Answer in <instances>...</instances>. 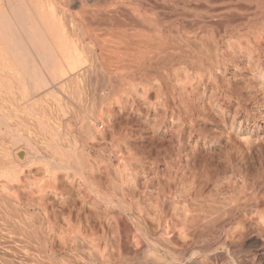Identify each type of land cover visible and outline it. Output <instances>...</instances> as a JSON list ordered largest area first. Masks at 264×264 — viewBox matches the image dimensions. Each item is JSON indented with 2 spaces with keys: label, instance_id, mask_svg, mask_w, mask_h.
Listing matches in <instances>:
<instances>
[{
  "label": "rangeland",
  "instance_id": "1",
  "mask_svg": "<svg viewBox=\"0 0 264 264\" xmlns=\"http://www.w3.org/2000/svg\"><path fill=\"white\" fill-rule=\"evenodd\" d=\"M6 1L0 9L10 12L20 2ZM235 1L53 0L69 36L84 26L83 39L111 58L95 72L89 64L73 101L60 83L34 109L18 89L3 92L0 106L14 110L4 106L11 130L0 129V152L30 143L49 155L61 141L94 171V189L60 169L50 180L41 161L18 180L0 178V243H188L209 250L211 264H264V2ZM220 197L234 205L222 207Z\"/></svg>",
  "mask_w": 264,
  "mask_h": 264
},
{
  "label": "bare ground",
  "instance_id": "2",
  "mask_svg": "<svg viewBox=\"0 0 264 264\" xmlns=\"http://www.w3.org/2000/svg\"><path fill=\"white\" fill-rule=\"evenodd\" d=\"M197 1H199V0H197ZM236 1L234 3H236ZM262 1L264 2V0H262ZM11 2H13V1H11ZM253 2L255 3L256 1H253ZM237 3H239V2L237 1ZM241 3H243V2H241ZM254 3H253V5H254ZM13 4H15V3L13 2ZM187 4H188V2H187ZM245 4H246V0L244 2V5ZM0 5H1V3H0ZM11 5H12V3H11ZM240 5L241 4H239V6ZM247 5H249V4H246L245 6H247ZM257 6H256V8H258ZM199 7H201V6H199ZM250 7H253V10L255 9L254 6L250 5ZM201 8H203V7H201ZM226 8H229V7H226ZM227 10H229V9H227ZM258 10H259V8H258ZM260 10L262 11V9H260ZM174 11H177V10L175 9ZM200 11L201 10H199L197 12L199 13ZM230 11H231V9H230ZM224 13H226V12H224ZM233 13H235V12H233ZM259 13H262V12H259ZM179 14H180V12H179ZM253 14L254 13L252 12L251 15L253 16ZM255 14H254V16H255ZM138 15L140 16V14H138ZM218 15L220 16V14H218ZM242 15H244V14L242 13ZM219 16H218V18H219ZM232 16H233V14H232ZM58 17L59 16L57 15V11H56L55 4H54L53 0H20L18 5L13 6L11 12L9 10H7L6 8L1 7V9H0V34H1L0 39L2 41L0 40V96L3 92L12 93L13 95H15V89H18L19 90V96L21 98H23L26 103H27V101L32 102V105H30V107H32L35 104L37 105L39 100H43L45 98V97L39 98L38 95H41L43 93H45V94L48 93L49 91H51V89L53 87H55L56 85H58V83H60V87H61L60 89H62V90L64 89L63 91H65L69 95V97L72 96L71 97V100H72L73 97L76 98L77 96H79V93H80L79 88L83 89V87H80V86H82V83H83L82 81L85 80L84 77H86V78L89 77V75L86 74V72H89V70L91 69V67L88 68V66H90L89 64L90 63L92 64V70H93V66L95 67L98 63H99L98 66L102 65L104 58H106L104 56L110 55L108 57L111 58V54H109V53L108 54L107 53L102 54L101 53L102 51L100 52L98 50V48H97L98 44L96 45V43L94 41H92L93 39L91 41L90 40L86 41L83 39L84 34H86V30H85L84 26H78V25L75 26L74 25L75 28L73 26V28H74L73 30L76 31L77 34H73L72 36H69L68 30L64 26L65 23L62 20L63 18L60 15V17L62 18L61 19L62 21H61L60 17L59 18ZM221 17H222V13H221ZM202 18H203V16H202ZM202 18L200 16V19H202ZM224 18H221V19L224 20ZM232 18H234V16ZM180 20H182V19H180ZM180 20L178 19L179 22H180ZM187 20H189V19H187ZM190 20H191V18H190ZM71 21H73V20L71 19ZM142 21H144V20H142ZM197 21H199V20H197ZM202 21H204V20H202ZM149 22H152V21H149ZM200 22H201V20H200ZM76 23H74V24H76ZM80 23H79V25H80ZM129 23H130V21H129ZM136 23L137 22H135V24ZM182 23H184V21ZM86 24L88 27L89 26L88 22ZM127 24H128V22H127ZM127 24H125V25H127ZM192 24L193 23H191V25ZM112 25H113V23H112ZM200 25H199V27H201ZM123 26H124V24H123ZM149 26H150V24H149ZM185 26H183V27H185ZM69 27H71V26H69ZM112 27H114V26H112ZM153 27L156 28L154 25H153ZM176 27H177V25H176ZM192 27H195V26L192 25ZM98 30H97V32H98ZM116 30H118V29H116ZM116 30H114V31H116ZM130 30L131 29H129V31ZM134 30H136V29H134ZM91 32H92V30H91ZM159 32H160V30H159ZM108 33H110L109 30H108ZM105 34H107V33H105ZM141 34L142 33H140V36H142ZM90 35L88 37H90ZM111 35L109 34V37H111ZM121 35H119V36H121ZM136 35L138 36L139 34H136ZM93 36L95 37V35H93ZM151 36H153V35H151ZM109 37L107 39H109ZM186 37L187 36L185 35V37H183V38H186ZM153 38H155V37H153ZM122 40H124V39L122 38ZM111 41H114V40H111ZM186 41H187V38H186ZM98 42H100V41H98ZM179 42H180V40H179ZM113 43H115V42H113ZM1 44H2V46H1ZM107 45H108V43H107ZM99 48L101 49V47H99ZM171 48L173 50V47H171ZM115 51H117V50L115 49ZM133 54H132V56H133ZM113 56H114V54H112V57ZM124 56H126V55H124ZM171 56H172V54H171ZM118 57L119 56H117V58ZM115 59H116V56H114V60ZM122 59H123V57L121 58V60ZM106 61H108V60H106ZM110 61H111V59L106 63L108 64ZM117 61H119V60H117ZM115 63H117V62L115 61ZM115 63H113V64H115ZM102 68H103V66H102ZM81 69H83V70L81 71ZM98 69H101V68L99 67ZM102 71L103 70L101 69V72ZM94 72H93V74H94ZM106 72H104L105 73L104 75H106ZM100 73H99V75H100ZM109 75L111 76L112 74L109 73ZM112 76L114 77L115 75H112ZM112 76H111V79L113 78ZM104 80L105 79H103L102 81H104ZM107 80H106V82H107ZM116 80H118V79H116ZM86 81H87V79L85 80V84H86ZM93 82H95V81H93ZM93 82L89 83V85H92ZM106 82L104 81L103 83H106ZM116 82H118V81H116ZM109 83H111L112 85L114 84L111 82V80ZM85 84H84V86H85ZM111 84H110V86H111ZM42 87H46V88L44 91L39 92L38 90ZM108 87H109V85H108ZM112 87L114 89L113 91L116 92L114 86H112ZM86 89L87 88H85V91H86ZM89 89H90V93H91L92 89L91 88H89ZM110 90L112 91L111 88H110ZM87 92H89V91H87ZM110 92L108 94H110ZM120 92H122V91L120 90L119 93ZM8 93L5 95H8ZM90 93H88V94L90 95ZM119 93H117V95ZM125 93H126V91H125ZM91 95L93 96L92 93H91ZM91 95L89 96V98L91 97ZM105 95H106V93H104V96ZM113 95L115 96V94H113ZM15 96H14V98H16ZM119 96L121 97V95H119ZM3 97H5V96L3 95ZM3 97L1 99L5 100L6 97L5 98H3ZM10 97L11 96H9V98ZM69 97L67 96V98H69ZM106 97H108V96L106 95ZM120 97H113V99L115 98V100H117ZM21 98H18L20 104L23 101V99H21ZM79 99H81V98H79ZM79 99L77 98V100H79ZM86 99H88V98H86ZM12 101H13V99H12ZM7 102L8 101H6V103ZM14 102L15 101H13V103ZM89 102L92 103L93 101L91 102V100H90ZM22 103L27 105L24 102H22ZM6 105L4 103V105L1 104V106H0V129H3L2 128L3 126H4V129L5 128L9 129V127H10L9 125L7 126V124H5V122L7 123V120L4 122V119L7 118V116H6L7 114L6 115L4 114V108H5L4 106H6ZM68 105H71V104H68ZM11 106H14V107L18 106L19 107L20 105H11ZM28 106H29V103H28ZM28 106H26V107H28ZM61 106H63V104ZM9 108L11 109V107L6 106L5 110L10 111ZM50 108H52V107H50ZM81 108H82V106H81ZM86 108L88 109V107H86ZM33 109H31V110H33ZM13 110H14V108L11 111L13 112ZM86 110H84V111H86ZM88 110L90 112L91 107ZM40 111L42 112L43 109ZM53 113H55V112H52V115H53ZM30 114L33 115L32 111ZM44 114L45 113L40 114L42 116L37 114L36 116L48 117V115H44ZM50 114H51V112H50ZM52 115H50V116H52ZM33 116H35V114ZM53 118H54V116H52V119ZM87 118L88 117H86V120L84 119L85 123L87 122L85 124V126H87V127L84 126L86 128V129L84 128L85 130H87L90 127V124H89L90 119L88 120L89 121V123H88ZM42 119H44V118H41L40 123H38V124H41ZM47 119H51V117H48ZM46 120L43 121V123H46L47 122ZM50 121L52 122V120H50ZM56 121H57V119H56ZM53 123L56 126L55 129H56L57 134H59V132L61 131V126L63 124L61 123V121H57L56 123L55 122H53ZM82 124H83V122H82ZM49 125L52 126L51 124H49ZM49 125H46V126H49ZM64 125H66V123ZM50 128H53V126ZM9 130H11V127ZM5 131H6V129H5ZM17 132H19V131H17ZM56 132H54L53 137L56 136V134H55ZM22 136L24 137V135H22ZM20 137H21V135H20ZM23 137H22V139H23ZM61 137H62V135H61ZM14 138H15V135H14ZM15 139H17V138H15ZM15 139H14V141H15ZM24 139H26V138H24ZM19 140H21V139H19ZM64 141H65V139H64ZM28 142H29V140H28ZM28 144H30V143H27V147L25 145L26 149H24L23 151H21V149H16V148L12 149V150H8V149H5V147L3 150H1V152H0L1 153L0 154V156H1L0 157V178H3L6 183H10V182H12V180H18L20 173L22 171V167L25 165H31V163H34L35 161L36 162L41 161V162L45 163L43 165V168H44L43 171L47 174L46 176L49 177L50 180H53V178L55 179L57 177L59 169L62 170V174L64 176L68 177L70 175H72V176L76 175L79 179V182L84 184V185L88 184L89 176L93 177V175H94V171L92 169H88V167H85V169H84L83 165L79 162V160H77L76 155L74 153H72L71 150L63 149L65 144L61 141L59 143L57 142L54 145L53 149L51 148L52 153L49 151L50 152L49 155L35 154L34 152H36L37 149L34 152L30 151L31 148L29 149L28 147H31V146H28ZM63 144H64V146H63ZM33 149L34 148L32 147V150ZM28 156H29V158H28ZM82 161H83V159H82ZM86 181H87V183H86ZM89 184H91V182ZM92 184H91V186L89 185L91 188H93ZM95 192H97V191L95 190ZM229 199H231V198H229ZM220 200L221 201H219V202H223V203H221L222 207L230 206L228 208H231V206L234 202L232 200L230 201V200L222 199V198ZM260 218H262V217H260ZM165 227L166 226H164L162 228V231L164 233H166ZM168 228L169 227L167 226V229ZM164 235H166V234H164ZM167 235H168V233H167ZM189 244L191 246V243H189ZM187 245H188V243H181V244H178V243H0V264H211V262L209 261V259L207 257V255H208L207 253L209 252V250H206L204 248V246H202L200 244H195L192 246V248L190 250H187L186 249ZM225 245H226V243H225ZM231 246L234 247L233 245H231ZM223 247H225L224 249L227 251V247L226 246H223ZM216 248H217V246H216ZM217 249H216V251H217ZM224 249L221 248L220 250H224ZM214 251H215V249H214ZM230 252L232 253V251H230ZM228 253H229V250H228ZM234 260H233V262H234Z\"/></svg>",
  "mask_w": 264,
  "mask_h": 264
}]
</instances>
